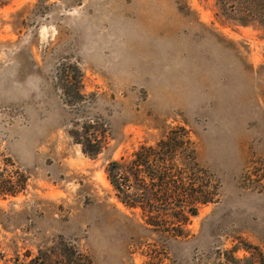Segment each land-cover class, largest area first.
I'll return each instance as SVG.
<instances>
[{
	"label": "rangeland",
	"instance_id": "obj_1",
	"mask_svg": "<svg viewBox=\"0 0 264 264\" xmlns=\"http://www.w3.org/2000/svg\"><path fill=\"white\" fill-rule=\"evenodd\" d=\"M3 1L0 264H61L60 244L69 264H264V33L220 22L215 0ZM169 133L210 202L144 216L106 170Z\"/></svg>",
	"mask_w": 264,
	"mask_h": 264
},
{
	"label": "trees",
	"instance_id": "obj_2",
	"mask_svg": "<svg viewBox=\"0 0 264 264\" xmlns=\"http://www.w3.org/2000/svg\"><path fill=\"white\" fill-rule=\"evenodd\" d=\"M6 4L3 0L0 3ZM215 8L216 16L223 24L253 25L264 33V0H215ZM70 81L62 83V88L73 105V95L80 96L82 86L76 76L72 75ZM89 128L83 124L71 135L87 156L95 158L103 151L102 140ZM182 143L175 133H169L154 146L138 149L129 162H110L106 172L119 201L128 208L140 209L144 216L196 215L199 205L210 202V195L194 182L191 175L188 176L193 152L189 146L188 156L184 159L180 155ZM67 247L60 244L50 248L61 264L73 262L76 256V251ZM46 262L47 259L40 255L28 264Z\"/></svg>",
	"mask_w": 264,
	"mask_h": 264
}]
</instances>
